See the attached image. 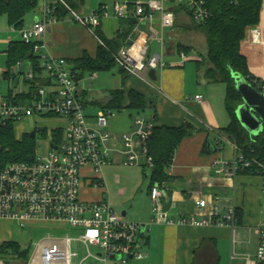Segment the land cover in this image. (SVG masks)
<instances>
[{"label":"built area","instance_id":"obj_1","mask_svg":"<svg viewBox=\"0 0 264 264\" xmlns=\"http://www.w3.org/2000/svg\"><path fill=\"white\" fill-rule=\"evenodd\" d=\"M38 1L41 4L35 22L27 29L22 28L19 34L22 43L32 46L33 53L39 59L42 75H37L30 65L24 74H19L22 64L16 65L18 77L12 97L3 98L0 102V134L8 126H12L14 131L16 125L33 117L40 121L57 119L64 126L50 130L36 126L28 130V136L35 132L32 158L0 165V221L14 222L21 227L48 226L53 231H73V235L42 239L26 264H138L146 256L140 247L142 225L125 221L104 197L93 202L81 198L84 182L96 188L100 181L99 174L110 163L112 150L106 128L109 120L115 118L116 112L99 109L95 116H87L81 98V85L86 76L95 80L97 73L80 77V71L67 60L40 53L48 28L60 20L56 16L58 9H62L72 22L91 32L99 26L100 19L107 16L106 9L80 14L65 0ZM204 3L205 0L137 1L131 6L132 12H129L127 5L117 3L114 7L116 18H133L138 25L147 26V32L136 28L137 37L118 50L114 57L117 67L128 75L146 76L150 70L156 72L163 69V31L172 29L175 23L173 10L165 6H184L196 23H202L208 18ZM156 15L160 31L152 25ZM154 41L157 49L152 53L151 44ZM180 58L183 61L187 59L185 54H180ZM37 80L42 83H35ZM20 84L24 88L19 89ZM259 93L264 95V85ZM16 95L20 99L14 101ZM195 100H201V96H196ZM134 125L135 132L125 134L121 139L120 152L126 156L123 164L130 167L141 165L140 156L134 148L136 137L145 165L150 168L152 160L146 155V142L151 135L152 125L141 117L134 120ZM260 133L264 134V129ZM38 134L48 143L45 155L37 152ZM232 148L234 156L231 161L215 163L223 176L233 178L239 171L252 167L262 169L264 173V167L255 158L249 159L239 153L233 142ZM86 169L89 173L84 172ZM149 197L153 204L152 222L156 224L194 227H233L235 224L233 206L228 207L222 215L218 207L212 205L210 216L202 220L190 217L171 219L162 210L158 187L150 189ZM196 206L204 209L207 202L199 200ZM256 234L258 247L252 257L245 258V264H264V224L256 229ZM91 248H96V251Z\"/></svg>","mask_w":264,"mask_h":264},{"label":"crops","instance_id":"obj_2","mask_svg":"<svg viewBox=\"0 0 264 264\" xmlns=\"http://www.w3.org/2000/svg\"><path fill=\"white\" fill-rule=\"evenodd\" d=\"M137 1L140 0H135ZM98 3V9L105 8L107 16L100 19L99 26L94 31L91 32L72 22L66 15L62 16L48 28L40 53L67 61L79 59L84 53L94 57L98 42L97 30L107 40H112L117 33L123 32L127 28L125 23L128 20L116 18L114 7L117 3L128 6L130 1L114 0L111 2L112 7L102 4L101 1ZM96 7L93 0H82L74 10L80 14H87L98 10H95ZM129 12H132L131 7ZM37 16L36 11L32 12L28 25L25 23V17L23 29L25 25L29 28ZM152 25L160 31L157 15L154 16ZM136 28L147 32V26L138 25L136 21L125 41L129 42L137 37ZM177 29L181 31L179 34L176 32ZM12 33L18 34L19 31L12 29ZM163 34L162 59L165 67L158 73L156 70L155 81H151L148 75H128L125 78L118 67L113 68L116 69L120 83L116 89L120 88L123 91L121 109L116 113L129 111L132 114L109 120L106 131L109 133V147L112 151L109 156L110 163L104 169L109 167L110 171V168L118 163L124 165L126 156L120 152L121 139L123 135L135 132L134 120L137 117L143 118L153 127L176 128L188 124L193 127L194 132L177 146L171 165L166 170L168 180L160 186H152L159 188L162 210L171 219L190 217L202 220L210 216L212 205H216L222 215L226 213L228 207L233 206L235 224L233 227L218 225L194 227L153 223V204L149 197L150 172L146 183L133 185L130 189L125 185L121 186V178L114 177L112 182L114 186H118L122 196L126 195L128 190L131 196L133 195L132 199L121 200L116 204L118 214L125 221L139 223L143 227L140 247L146 256L138 264H245V258L252 257L258 247L256 229L264 224V178L248 174H237L229 178L219 172V167L215 166V163L231 161L234 156L232 141L221 132L230 122L224 107L225 90L222 89L220 92L219 87H216L220 83L207 84L201 73L197 70L193 73L191 68L188 69L185 65L189 62L188 59L182 63L183 65L170 66L165 63L166 59L175 60L176 53L172 50L177 40H182L194 48L192 42L202 36L198 31L193 30L190 17L183 13L175 15L173 28L164 30ZM182 36L184 40H180ZM15 41V38H9L7 43L9 45ZM122 47L124 43L120 48ZM156 49L157 43L154 41L151 44L152 53ZM240 52L246 59L249 73L264 84V0H262L258 24L246 31L245 38L240 43ZM185 55L187 57L190 54ZM2 73L0 80H3ZM86 80L83 82L85 85L81 86V98L85 107H93L98 111L100 109L98 104L108 100L111 90H108L107 98L96 101L92 89L85 83ZM7 83L8 92H13L14 89L10 88L9 82ZM130 90H135L145 97L146 105L143 112L137 113L127 108ZM196 96H201V100H195ZM3 98L4 95L2 100ZM210 143L214 148L210 147ZM134 148L140 156V164L145 165L146 161L136 137H134ZM102 171L96 188L84 182L81 189L83 200L93 202L103 197L107 200V186L104 185ZM84 172L89 173V170L86 169ZM199 200L207 202L204 209L196 206Z\"/></svg>","mask_w":264,"mask_h":264},{"label":"trees","instance_id":"obj_3","mask_svg":"<svg viewBox=\"0 0 264 264\" xmlns=\"http://www.w3.org/2000/svg\"><path fill=\"white\" fill-rule=\"evenodd\" d=\"M72 9L82 0H65ZM131 7L135 0H128ZM262 0H205L204 7L208 12V18L202 23H196L190 12L181 5L172 6L175 15L185 14L191 18L193 29L198 31L205 39L206 56L194 61L197 72L202 74L207 84H223L225 86L224 107L229 115L228 126L221 130L236 145L239 153L246 158H255L264 167V134L249 135L239 124L235 110L241 104V99L235 88V77H242L256 91H261L264 85L249 73L245 57L240 52V43L245 38L246 31L258 24ZM38 0H0V17H6L8 26L15 31H20L24 25L25 17L35 12ZM101 9V8H100ZM58 19L65 16L62 9L56 12ZM125 24L127 28L117 33L114 39L107 40L97 30L98 42L94 57L86 53L79 59L68 61L83 75L108 72L117 67L114 57L123 45H129L125 39L136 24L133 18ZM122 21V20H121ZM123 22V21H122ZM175 24V23H174ZM177 55L189 54L193 50L190 46L176 43ZM6 63L2 73L4 81L17 84V75L10 70L18 63H28L37 75H42V69L38 57L33 53L31 45L21 41L11 42L5 51ZM120 73L128 76L122 69ZM123 77V78H124ZM35 83H42L40 80ZM13 92H8L7 98L12 97ZM4 97V98H6ZM128 109L134 112H143L145 109V97L135 90L128 93ZM19 95L14 97L19 100ZM123 100L122 89L109 92L108 100L98 104L102 110L119 111ZM194 129L188 124L176 128L153 127L149 139L146 142V155L151 158L150 189L153 185L160 186L168 180L166 170L172 162L173 154L179 143L192 135ZM35 141L30 136H22L17 139L12 126L6 127L0 134V165L10 162H24L32 158ZM238 174L257 175L264 177L262 169L252 167L239 171ZM237 217V216H236ZM28 250H23L17 243L7 242L0 246L1 259L13 261L14 264H26Z\"/></svg>","mask_w":264,"mask_h":264},{"label":"rangeland","instance_id":"obj_4","mask_svg":"<svg viewBox=\"0 0 264 264\" xmlns=\"http://www.w3.org/2000/svg\"><path fill=\"white\" fill-rule=\"evenodd\" d=\"M93 1L94 3H96V6H97L95 8L96 10L99 7L98 6L99 1H101L102 4L104 3L112 7L111 2H113L114 0H109V1L108 0H93ZM140 1H146V0H140ZM38 4H39L38 5L39 7L41 4V1H38ZM172 6L173 5H166L165 7L169 8ZM37 9L35 10L36 12H37ZM31 14H28L29 16L26 17V20H25L26 25H28L30 22ZM26 25L24 26V29L28 28ZM176 32L179 34L181 31L180 29H177ZM9 38H13V39L15 38L16 41H20V34L12 33V28L8 26L6 17L2 16L0 17V75H1V72L5 70L6 57L4 56L3 52L6 50V47L8 45L7 42ZM181 39L184 40L185 38H183L182 36L180 37V40ZM177 41L178 42L176 43H181L184 46H189L186 43H184V41L182 40L181 41L177 40ZM176 43L174 44V47L172 50L175 53H176L175 51ZM192 44L194 45V48L191 46L190 47L192 48L193 51L189 53L190 55L188 54L189 56H187V59L189 60V62L185 63V61L181 60L179 55L175 54V60H170V59L165 60L166 65H170V66L175 65V64L183 65L182 63L184 62L186 67L188 69L191 68L194 73V71H196V67L193 61L195 59H200V57L206 56V43H205L204 37L201 36V37L196 38L192 42ZM17 72L18 71L16 67H13L10 70L11 74L13 73L16 75ZM158 72H159V69L157 70V73ZM97 76L98 77L95 80L89 79L86 76L85 79L87 80L85 83H87L89 88L92 89V94L94 95V99L96 101L97 100L102 101L104 98H107L108 90L116 89L120 86V83H118L119 77L116 73V69H111L108 72L98 73ZM8 85L9 84L7 83V81L0 80V102L2 101V95H4V97L7 96ZM82 85H85V84L82 83ZM13 87L14 85L10 84V88L14 89ZM216 87H219L218 89L220 90V92L222 89L225 90V86L223 84H219ZM22 88H24V86L23 84H20L19 89H22ZM85 112L87 116L92 117L97 113V109H93V107L92 108L86 107ZM129 114H132V113L129 111H124L121 114L115 113V118L119 116L127 117ZM36 126L45 127L47 130H50L53 127L64 126V124L60 120H57V119H41L40 121L37 118L33 117L31 119H26L22 123L16 125L14 129V135L17 139H19L22 136H26L27 131L33 129ZM47 144L48 143L45 142L38 134L36 137V147H38L37 152L39 155H45ZM113 164L115 163L113 162ZM113 167H114V170H113ZM108 169L109 167L105 169L103 168V171H102V176L104 178V185L107 186L106 197H107V200H109L110 207L116 213H118L119 210L116 207V204H118V202H120L121 200L124 201L128 198L132 199L133 195L131 196V193L128 190V193L122 196V194H120V192L118 191V186H114L112 182V180H114V177L118 176L119 178H121L122 179L121 186L125 185L126 188L130 189L133 185L137 186V185H142L146 183L148 181L150 171L146 165H140L139 167L137 166L130 167V166L122 165L120 163H118L116 166H112V169L110 168V171ZM65 235H73V231H71V229H67L64 231H53L48 226L31 227L30 225H25L24 227H21L14 222L0 221V246L3 243H7V242L17 243L20 246V248H22L23 250H28V254H27L28 257L32 255L35 249V246L42 239L48 236L61 237ZM91 250L96 251V248H91ZM78 252L80 253V251ZM0 261H4V259H1V256H0ZM9 264H14V263L13 261H9Z\"/></svg>","mask_w":264,"mask_h":264},{"label":"water","instance_id":"obj_5","mask_svg":"<svg viewBox=\"0 0 264 264\" xmlns=\"http://www.w3.org/2000/svg\"><path fill=\"white\" fill-rule=\"evenodd\" d=\"M28 63L19 68V74H24ZM151 81L156 80L155 70L148 72ZM235 88L241 99V104L235 110V116L241 127L251 136H257L264 129V95L253 89L242 77H235ZM35 132L30 133L33 139ZM210 147L214 148L210 143ZM143 228V227H142ZM0 264H9V261H0Z\"/></svg>","mask_w":264,"mask_h":264}]
</instances>
